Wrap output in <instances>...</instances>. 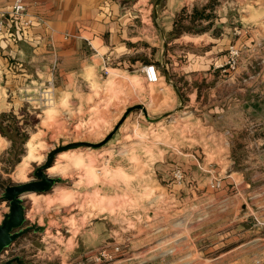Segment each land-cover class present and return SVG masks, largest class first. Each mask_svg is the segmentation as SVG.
Segmentation results:
<instances>
[{
	"label": "rangeland",
	"instance_id": "1",
	"mask_svg": "<svg viewBox=\"0 0 264 264\" xmlns=\"http://www.w3.org/2000/svg\"><path fill=\"white\" fill-rule=\"evenodd\" d=\"M183 1L184 6L180 0L139 2L149 16L156 9L164 12L160 25L181 15L184 24L207 26L202 34L188 31L200 37L181 39L179 59L191 61L194 53L226 37L220 21L226 10L235 24L243 14L252 28L250 42L231 38L220 43L223 57L211 70L215 76L203 82L202 103L190 101L184 84L183 108L177 109L176 90L170 86V94L159 88L160 82L167 84L159 65L161 73L153 80L145 70L111 75L104 70L91 84L69 79L73 92L78 84L89 93L61 95L50 63L41 78L31 76L17 88L25 100L12 99L11 93L9 102L22 103V110L13 113L29 137L24 142L14 132L11 140L0 132V219L9 206L1 199L5 187L33 180L52 149L102 141L132 105L143 104L148 116L134 109L108 144L57 154L47 173L60 181L47 192L24 197L28 222L38 221L46 230L24 235L2 255L4 260L22 255L27 264H231L248 258L243 252L228 254L242 242L249 251L244 254H258L259 245L252 240L264 234V0ZM195 7L211 15L192 23ZM231 44L238 48L234 58ZM169 70L179 81L178 69ZM66 83L59 91L66 90ZM236 90L250 94L249 107L239 106ZM179 169L181 178L176 176ZM169 187H203L204 192L211 187L215 192L208 193L214 196L206 199L213 197L216 204L208 207L207 202L195 212L192 203L179 202ZM213 232H220L218 242L210 237ZM118 242L121 254L99 258L104 248ZM123 258L128 262H117Z\"/></svg>",
	"mask_w": 264,
	"mask_h": 264
},
{
	"label": "crops",
	"instance_id": "2",
	"mask_svg": "<svg viewBox=\"0 0 264 264\" xmlns=\"http://www.w3.org/2000/svg\"><path fill=\"white\" fill-rule=\"evenodd\" d=\"M13 1L0 0V10L8 14ZM139 2L140 0L138 3L134 0H26L28 11L35 18L34 23L23 28L17 18L10 16L9 32L0 34V112L22 110V103L13 104L8 101L11 93L12 99L18 96L20 101L25 100L23 94L20 95L19 92L18 95L17 88L21 89L20 84L24 85L25 80L30 79L31 76L34 80L41 78L43 68L50 63L55 69V90L58 93L84 95L89 92L78 89L77 83L74 92L69 89L67 85L69 79L79 80L81 78L85 80V84L88 81L91 84V80L102 76L104 70L109 75L126 70H140V73H143L144 65L149 62H159L165 73L162 64L164 58L168 71L170 68L178 69L179 81L177 83L181 91L184 87L180 85L189 86L191 93H186V95L190 96V101L202 103L206 96L202 86L203 82L215 76L211 70L220 57H223L218 54L222 46L220 43L230 41L231 38L242 44L251 41L252 28H248L243 14L240 15V22L235 24L226 10L220 15L222 26L225 25L226 37H222L219 41L214 40V43L204 51L194 53L191 61L179 59L181 39L184 37L198 38L200 36L197 34H200L184 31L177 36L174 35L175 17L168 20L166 25H160L158 18L160 19L164 12L159 13L156 9L153 15L149 16V9L144 6L139 7ZM180 3L181 6L185 5L183 0H180ZM172 14L175 15L174 12ZM236 29L239 30L238 34H235ZM156 66L157 73L160 74V67L157 64ZM66 80V90L59 91L62 82ZM159 86L160 90L173 93L170 90L172 85L168 80L167 84L160 82ZM213 94L216 93L213 92ZM233 95L239 96L238 103L241 108L250 106L248 92L243 93L236 90ZM233 95L230 99L234 101L235 96ZM227 107V110H230V107ZM20 174L23 175L22 169ZM162 188L167 189V187ZM169 188L173 196L181 199L179 202L192 203L195 212L197 208L208 205L207 202L211 203L208 207H214L216 204L212 202L213 197L212 201L206 199L207 195L214 196L213 193H208L210 190L215 192V189L211 187H207L206 192L203 191V187ZM90 231L89 228L84 233H90ZM231 233L234 234V230ZM210 234L213 242H218L220 232ZM252 241L259 245L258 254H253L251 257L244 254L249 251L244 247L247 243L242 242L229 250L228 254L243 252V255L248 258L232 261L231 264H264V234L259 233ZM122 261L128 262L126 258L117 262Z\"/></svg>",
	"mask_w": 264,
	"mask_h": 264
},
{
	"label": "water",
	"instance_id": "3",
	"mask_svg": "<svg viewBox=\"0 0 264 264\" xmlns=\"http://www.w3.org/2000/svg\"><path fill=\"white\" fill-rule=\"evenodd\" d=\"M162 64L165 70L166 79L175 88L178 94L179 105L177 109H182L184 95L181 92L178 83L170 76L164 58L162 60ZM134 109H141L148 116V111L143 104L132 105L127 109L126 113L116 124L115 128L102 141H80L58 146L48 153L46 162L39 166L34 172L33 180L7 185L5 187V190L1 195V199L8 201L9 206L3 211V217L0 219V264H27L25 258L22 255L8 257L5 260L2 258V255L6 253L17 240L21 239L30 231L44 232L46 230L47 226L40 224L38 221L28 222L27 205L25 204L24 197L31 193L47 192L53 189L55 184L60 181V178L53 177L47 173V169L52 166L55 156L65 150L79 146H91L94 148H99L108 144L120 129V125L126 119L129 112ZM149 119L155 120L151 118Z\"/></svg>",
	"mask_w": 264,
	"mask_h": 264
},
{
	"label": "built area",
	"instance_id": "4",
	"mask_svg": "<svg viewBox=\"0 0 264 264\" xmlns=\"http://www.w3.org/2000/svg\"><path fill=\"white\" fill-rule=\"evenodd\" d=\"M17 18L23 28H27L34 23L35 18L32 14L29 13L26 0H14L11 6V9L8 11V14L0 10V34H3L8 31V23L11 22V17ZM230 53L232 58L238 53V48L234 44L230 45ZM229 62V61H228ZM144 70L147 73V76L150 80L157 79V66L154 63H148L144 65ZM176 176L181 178L183 176L182 169H179L176 173ZM116 243L113 247L104 248L100 254L99 258L104 259H114L117 255L123 252L122 245Z\"/></svg>",
	"mask_w": 264,
	"mask_h": 264
},
{
	"label": "trees",
	"instance_id": "5",
	"mask_svg": "<svg viewBox=\"0 0 264 264\" xmlns=\"http://www.w3.org/2000/svg\"><path fill=\"white\" fill-rule=\"evenodd\" d=\"M203 15H204V17L205 16L207 17V16H210L211 14L205 12V9L203 11H198L197 8L195 7L192 14H191V22L195 23L196 18L199 16H203ZM179 18H181V15H179V17L176 18V20H175L176 24H175L174 29H173V34L176 36L181 34L184 31H203L205 29V27H207V26H203L204 28L203 27L202 28H194V26H192V25L184 24L183 20H181ZM151 63H154V64L161 66L159 62H151ZM8 117H10L11 120H9ZM5 120H8V122L5 123ZM0 132L3 135L9 137L11 140H13L14 132H16L18 134H22L24 142H26L28 137H29L28 131H26L25 128L19 124L17 115L15 113H13L12 111L1 113V115H0Z\"/></svg>",
	"mask_w": 264,
	"mask_h": 264
}]
</instances>
